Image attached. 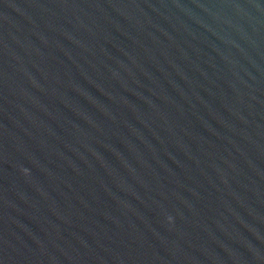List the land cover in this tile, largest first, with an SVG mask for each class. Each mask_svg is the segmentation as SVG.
Returning a JSON list of instances; mask_svg holds the SVG:
<instances>
[{
  "label": "water",
  "instance_id": "1",
  "mask_svg": "<svg viewBox=\"0 0 264 264\" xmlns=\"http://www.w3.org/2000/svg\"><path fill=\"white\" fill-rule=\"evenodd\" d=\"M0 264H264V0H0Z\"/></svg>",
  "mask_w": 264,
  "mask_h": 264
}]
</instances>
